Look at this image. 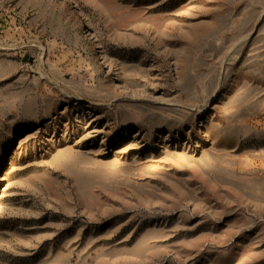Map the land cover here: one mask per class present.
Listing matches in <instances>:
<instances>
[{
    "label": "rangeland",
    "instance_id": "1",
    "mask_svg": "<svg viewBox=\"0 0 264 264\" xmlns=\"http://www.w3.org/2000/svg\"><path fill=\"white\" fill-rule=\"evenodd\" d=\"M0 264H264V0H0Z\"/></svg>",
    "mask_w": 264,
    "mask_h": 264
}]
</instances>
